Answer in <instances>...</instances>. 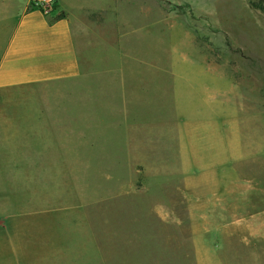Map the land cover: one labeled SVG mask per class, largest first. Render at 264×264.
I'll return each instance as SVG.
<instances>
[{"label": "rangeland", "instance_id": "374dc122", "mask_svg": "<svg viewBox=\"0 0 264 264\" xmlns=\"http://www.w3.org/2000/svg\"><path fill=\"white\" fill-rule=\"evenodd\" d=\"M62 1L81 76L0 91V264H232L208 235L264 200V0ZM31 3L0 0V56ZM44 103L62 135L18 156Z\"/></svg>", "mask_w": 264, "mask_h": 264}, {"label": "crops", "instance_id": "0c3cea01", "mask_svg": "<svg viewBox=\"0 0 264 264\" xmlns=\"http://www.w3.org/2000/svg\"><path fill=\"white\" fill-rule=\"evenodd\" d=\"M57 5L55 12L48 16L34 8L26 10L25 6L0 56V91L68 82L81 76L71 24V7L62 0H58ZM61 11L65 18L51 23ZM40 92L43 95L46 93L43 89L38 91L41 96ZM64 106L67 108L66 104ZM24 108L33 112L39 120V134L35 139L31 129L11 122V142L15 140L14 136L20 139L28 151H17L12 146L13 151L23 158L27 157L28 152L30 158L33 152L42 155L47 139L46 128L53 136L51 141L58 142V135H62V132L58 134V130L63 122L60 113L65 110L58 103ZM255 200L257 206L251 208L252 212L248 209L245 215L233 214L226 219L217 216L215 222L218 226L208 235L210 240L218 242L215 246L216 258L226 257L232 260V264H264V216H261L264 200L262 196Z\"/></svg>", "mask_w": 264, "mask_h": 264}, {"label": "built area", "instance_id": "2783aa9c", "mask_svg": "<svg viewBox=\"0 0 264 264\" xmlns=\"http://www.w3.org/2000/svg\"><path fill=\"white\" fill-rule=\"evenodd\" d=\"M31 6L40 11L43 15L48 16L55 12V0H31Z\"/></svg>", "mask_w": 264, "mask_h": 264}, {"label": "trees", "instance_id": "16d2710c", "mask_svg": "<svg viewBox=\"0 0 264 264\" xmlns=\"http://www.w3.org/2000/svg\"><path fill=\"white\" fill-rule=\"evenodd\" d=\"M57 8H58V5H57V2L55 1L54 9L56 10ZM31 9H33V7H32ZM63 18H65V15H64V13L61 11V12H59V14H57V15L51 20V23L54 22V21H57V20L63 19Z\"/></svg>", "mask_w": 264, "mask_h": 264}]
</instances>
